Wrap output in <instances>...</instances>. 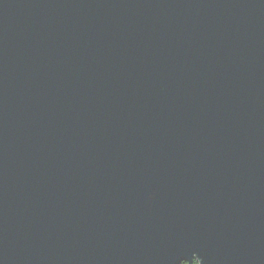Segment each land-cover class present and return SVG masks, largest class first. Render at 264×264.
I'll return each mask as SVG.
<instances>
[{"label":"water","instance_id":"1","mask_svg":"<svg viewBox=\"0 0 264 264\" xmlns=\"http://www.w3.org/2000/svg\"><path fill=\"white\" fill-rule=\"evenodd\" d=\"M264 264V0H0V264Z\"/></svg>","mask_w":264,"mask_h":264},{"label":"trees","instance_id":"2","mask_svg":"<svg viewBox=\"0 0 264 264\" xmlns=\"http://www.w3.org/2000/svg\"><path fill=\"white\" fill-rule=\"evenodd\" d=\"M181 264H185V263H181ZM193 264H198L197 262H194Z\"/></svg>","mask_w":264,"mask_h":264}]
</instances>
